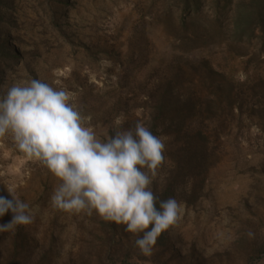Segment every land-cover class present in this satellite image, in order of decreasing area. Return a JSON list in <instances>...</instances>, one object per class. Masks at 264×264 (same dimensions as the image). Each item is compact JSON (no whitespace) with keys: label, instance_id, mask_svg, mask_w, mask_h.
<instances>
[{"label":"rangeland","instance_id":"374dc122","mask_svg":"<svg viewBox=\"0 0 264 264\" xmlns=\"http://www.w3.org/2000/svg\"><path fill=\"white\" fill-rule=\"evenodd\" d=\"M209 5L205 0V12ZM181 12L179 0L1 3L0 47L12 57L0 49V94L31 79L66 90L101 139L137 121L148 127L160 96H177L181 117L172 129L161 127L165 159L150 188L159 193L171 179L182 212L164 243L145 256L124 225L95 212L54 209L57 178L6 135L0 196L12 199L11 189L35 219L0 232V264H264V117L252 89L264 83V62L255 44L242 56L214 45L187 48ZM212 69L230 85L214 113L207 110ZM169 114L164 124L172 123ZM198 133L206 144L202 164L177 171L185 138ZM12 215L0 216V224Z\"/></svg>","mask_w":264,"mask_h":264},{"label":"clouds","instance_id":"9594fccd","mask_svg":"<svg viewBox=\"0 0 264 264\" xmlns=\"http://www.w3.org/2000/svg\"><path fill=\"white\" fill-rule=\"evenodd\" d=\"M86 124L66 90L39 79L18 81L0 94V137L11 135L20 152L57 178L51 206L67 213L95 212L124 225L137 235L134 247L151 256L182 212L175 198L161 200L150 188L164 162L165 144L140 121L103 139ZM8 191L12 199L0 196V216L13 215L0 224V232L35 219L30 205Z\"/></svg>","mask_w":264,"mask_h":264},{"label":"trees","instance_id":"16d2710c","mask_svg":"<svg viewBox=\"0 0 264 264\" xmlns=\"http://www.w3.org/2000/svg\"><path fill=\"white\" fill-rule=\"evenodd\" d=\"M3 1L0 0V5ZM179 3L182 8L180 16L183 29L181 32L182 42L187 48L199 45H214L220 48L233 49L238 52V55L242 56L246 55L245 49L255 44L256 46L258 45V49L254 54L264 62V0H239L238 2H233V0H210V8L206 12L205 0H179ZM2 48L3 46L0 47L1 50ZM2 52L7 59L12 57L11 52L3 50ZM206 81L212 88L214 95L207 102V110L214 113L215 111H212L216 110L219 97L227 94L228 90H230L228 88L230 85L224 74L214 69L208 71ZM262 85L264 86V83L258 82L252 89L253 91L257 90L256 93H259L262 98L259 101L260 105L257 111L264 117V88H261ZM160 97L158 104L155 106L154 119L148 125L152 133L158 137L162 134V131H160L161 127H164V130L172 129L171 126L175 123H173V120L176 121L177 118H180L182 113L174 105L179 103L177 96L172 97L173 100H170L165 94ZM171 112L174 113L172 115V123H168L170 126H167L168 124L164 123ZM200 135L201 133L196 134V136L190 134L188 138H185L184 146L181 150L182 161L180 159L174 169L177 171L194 170L200 167L198 165L204 159L206 152L205 141ZM175 192L176 189L172 186L171 179H168V184L165 185L162 191L159 193L154 192V194L159 199L164 200L174 197ZM165 238L166 231L160 235L157 244H163Z\"/></svg>","mask_w":264,"mask_h":264}]
</instances>
